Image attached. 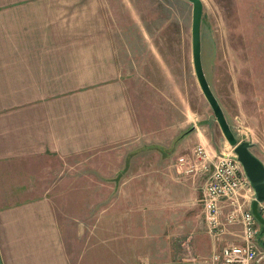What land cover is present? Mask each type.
<instances>
[{
	"label": "crops",
	"instance_id": "crops-1",
	"mask_svg": "<svg viewBox=\"0 0 264 264\" xmlns=\"http://www.w3.org/2000/svg\"><path fill=\"white\" fill-rule=\"evenodd\" d=\"M69 6L0 0V264H119V253L129 256L125 264H212V256L240 228L214 239L206 233L203 211L200 218L180 215L177 226L164 219L169 228L152 234L142 223L135 231L128 211L118 216L112 210L117 198L99 213L69 212L71 196L85 206L84 195L94 192L99 197L94 206L101 205L97 175L139 174L144 187L155 168L170 173L176 154L167 152L173 135L157 137V166H149L148 155L134 171V155L150 141L144 103L133 89L139 62L117 55L100 26L70 25ZM198 145L208 148L205 141ZM184 149L177 145V153ZM133 183L131 175L108 187L128 191L136 188ZM125 198L123 205L133 206L127 193ZM135 237L187 239L190 252L182 242L184 251L176 252L165 243L129 251L132 243L126 241L118 247L119 238ZM135 254L145 259L138 261Z\"/></svg>",
	"mask_w": 264,
	"mask_h": 264
},
{
	"label": "rangeland",
	"instance_id": "rangeland-1",
	"mask_svg": "<svg viewBox=\"0 0 264 264\" xmlns=\"http://www.w3.org/2000/svg\"><path fill=\"white\" fill-rule=\"evenodd\" d=\"M55 2L69 3L70 25L80 28L100 26L102 38H106L114 46L117 55H133L134 60L139 62L133 89L139 92L138 97L144 103L142 119L149 126L150 141L145 142L147 146L144 148L149 147L147 150H139L134 155V171L139 169L136 167H140L148 155L149 166H157L153 153L156 151L154 147L157 145V137L165 140L173 135L175 140L167 146V152H176L170 173L165 176L159 171H164L163 167L155 168L158 170L155 175L148 177L151 184L144 187V180L139 174L97 175L103 184L99 200L102 206H94L93 201L99 197L91 192L90 195H84V199L90 198L85 200V206L77 204L76 196H71L74 199L69 202V212L72 215H88L98 210L99 213L100 210L109 209L108 202L110 204V201L117 198L118 207L112 210H117L118 216L128 211L133 216L130 221L133 222L135 231L141 230L140 225L145 224L142 225L145 227L144 231L148 227L151 234L159 232L160 227L169 228V223L161 222L164 219L176 220L174 224L177 226L181 225L180 215L184 218H200L204 177L185 175L178 162L192 158L195 147L202 141L207 142L208 148L214 152H228L230 146L195 75L192 57V4L186 0ZM202 2V61L207 79L238 140H251L254 143L252 152L264 163V0ZM78 3L85 5L87 9L79 10ZM63 13L66 17V12ZM193 128L195 129L191 131ZM179 143L184 146L185 151L177 153ZM131 175L135 189L126 191L119 187L111 190L108 187L111 183L119 186L120 182L123 183ZM142 176L145 178V174ZM105 185L107 186L104 187ZM141 188L146 190L142 192ZM126 193L133 206L123 205ZM142 202L148 204L138 205ZM119 240L120 249H123V242L132 243L129 251L138 246L151 248L165 243L167 247L173 246V251L176 252L177 248L184 251L179 243H184L187 239L168 237L141 240L135 237ZM120 249L119 252H123ZM144 255L135 254L133 257H139L140 261L145 259ZM118 257L119 264H125L126 259H129V256L120 253Z\"/></svg>",
	"mask_w": 264,
	"mask_h": 264
},
{
	"label": "built area",
	"instance_id": "built-area-1",
	"mask_svg": "<svg viewBox=\"0 0 264 264\" xmlns=\"http://www.w3.org/2000/svg\"><path fill=\"white\" fill-rule=\"evenodd\" d=\"M178 163L185 175L205 177L200 204L206 233L218 240L231 228H240L235 239L212 256V264H264L263 226L252 210L254 189L233 149L213 155L198 145L192 158ZM258 212L264 220V202L258 203ZM189 244V240L183 243L187 251Z\"/></svg>",
	"mask_w": 264,
	"mask_h": 264
},
{
	"label": "water",
	"instance_id": "water-1",
	"mask_svg": "<svg viewBox=\"0 0 264 264\" xmlns=\"http://www.w3.org/2000/svg\"><path fill=\"white\" fill-rule=\"evenodd\" d=\"M186 1L191 3L193 6L192 57L197 81L204 97L213 111L215 120L218 123L227 143L229 144L230 148L233 149L238 162L241 163L247 178L253 186L256 200L253 202L252 210L255 218L263 226L262 232L264 233V220L261 218L258 212V203L264 202V163L252 152L254 143L251 140H238L227 119L221 103L211 89L202 61L201 28L203 18V2L202 0ZM194 129L195 128H193L191 131Z\"/></svg>",
	"mask_w": 264,
	"mask_h": 264
}]
</instances>
